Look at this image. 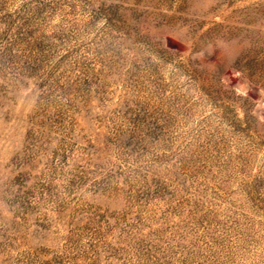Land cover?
Listing matches in <instances>:
<instances>
[{
	"label": "rangeland",
	"instance_id": "rangeland-1",
	"mask_svg": "<svg viewBox=\"0 0 264 264\" xmlns=\"http://www.w3.org/2000/svg\"><path fill=\"white\" fill-rule=\"evenodd\" d=\"M0 264H264V0H0Z\"/></svg>",
	"mask_w": 264,
	"mask_h": 264
}]
</instances>
